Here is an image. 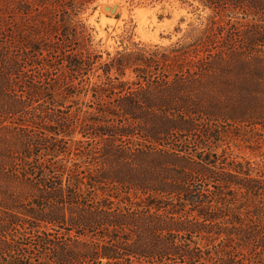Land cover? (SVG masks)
<instances>
[{"label": "trees", "instance_id": "16d2710c", "mask_svg": "<svg viewBox=\"0 0 264 264\" xmlns=\"http://www.w3.org/2000/svg\"><path fill=\"white\" fill-rule=\"evenodd\" d=\"M90 1L0 0V264H264V165L230 150L264 144V0L104 62Z\"/></svg>", "mask_w": 264, "mask_h": 264}, {"label": "rangeland", "instance_id": "374dc122", "mask_svg": "<svg viewBox=\"0 0 264 264\" xmlns=\"http://www.w3.org/2000/svg\"><path fill=\"white\" fill-rule=\"evenodd\" d=\"M210 13L198 0H91L75 19L86 24L92 36V49L102 55L100 62H104L134 43L170 44L206 20ZM16 17L23 24L20 16ZM89 99L90 95L85 100ZM230 145L239 160H250L258 164L256 167L264 165V144L258 147L254 142L235 140Z\"/></svg>", "mask_w": 264, "mask_h": 264}]
</instances>
